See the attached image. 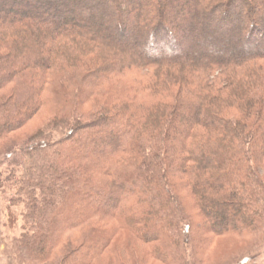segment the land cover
<instances>
[{"label": "trees", "instance_id": "16d2710c", "mask_svg": "<svg viewBox=\"0 0 264 264\" xmlns=\"http://www.w3.org/2000/svg\"><path fill=\"white\" fill-rule=\"evenodd\" d=\"M144 2L0 0V142L38 112L52 115L38 137L0 147V192L21 257L94 264L117 233L100 225L112 218L162 264H198L201 233L254 238L237 264H257L264 0H193L195 20L168 0ZM81 12L107 17L112 32L94 17L78 22ZM194 39L198 49L184 52ZM228 40L244 51L222 52ZM173 172L204 224L183 206Z\"/></svg>", "mask_w": 264, "mask_h": 264}, {"label": "rangeland", "instance_id": "374dc122", "mask_svg": "<svg viewBox=\"0 0 264 264\" xmlns=\"http://www.w3.org/2000/svg\"><path fill=\"white\" fill-rule=\"evenodd\" d=\"M144 1V4L148 5L150 0ZM189 1L191 8H189ZM189 1L168 0L167 3L169 4L170 8L175 10L177 15H184L186 9L188 8L190 9L188 11L189 17L194 20L195 18L201 19V12L199 13L195 9L193 5V0ZM237 9L240 10V7H237ZM91 14V12L83 14L82 12L77 13L76 16L78 22H82V20L85 21L89 19L90 22L96 24V21H98L100 23V30L108 33L112 32L110 25L107 23V17L105 18L98 16L97 13L95 14V16H91ZM145 14L146 11H142L141 17L144 18ZM90 17H94L93 19H95L96 21L91 20ZM43 19L45 20V18ZM134 21L136 22V19ZM242 23L244 22H239V24ZM208 28L209 29H206L205 31L212 32L214 39L220 40L222 38V34L216 32V30H213L210 26ZM196 35L197 33H193V38H195ZM234 43L235 44H232V42L228 40V42L223 45L224 50L222 49V52H232L237 54L241 51H244L245 48H238L242 46L240 42L236 43L234 41ZM198 47L199 43L198 41L196 42L194 39V41L191 40L185 45V50L183 49V51H194L198 49ZM129 48L132 52H140L138 51L139 49H135L133 47ZM200 50H203L205 52V49ZM217 51L220 52V48L218 46H215L214 50L211 52H214L213 55L215 56V52ZM86 108L89 109L88 106H86ZM43 111L44 110L38 112L35 117H33L28 123L14 130L8 138L0 142V147L5 149H11L13 145L20 146L23 142L38 137L36 135H40L42 131L46 130V124L51 121L52 117V115L50 114L43 115ZM171 179L176 186V193L180 197L183 206L185 207L188 214L192 217V219H194L197 224H204L206 220L204 219V216H202L201 210L198 207L193 194L191 193L190 189H188V187L186 186V179L184 175L179 172H173L171 174ZM5 206L6 205L3 200V196L0 192V264H34V262H32L31 260L28 261L25 259V261L22 259L21 253L19 251V246H17V238L19 237L20 227L16 226L15 229H11L9 227ZM100 225L118 229L116 235L114 236V239L111 241V244H109V246L100 255V257L95 260L94 264H118V262H124L126 264H162L151 258L149 247L147 244L135 237L130 231L120 229L115 219L107 218ZM200 235L202 240H199V243L196 244L197 246L195 251L197 255L198 264H237V262L245 254H249L252 251V247H254L255 243L254 238L242 239L233 235L210 237L211 235L207 233H201ZM130 251L133 252L129 253ZM261 252L262 254L256 261L257 264H264V250Z\"/></svg>", "mask_w": 264, "mask_h": 264}]
</instances>
